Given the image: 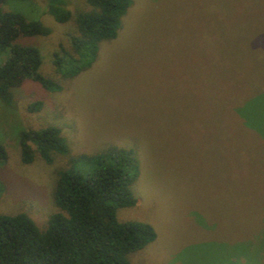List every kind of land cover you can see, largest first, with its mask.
I'll use <instances>...</instances> for the list:
<instances>
[{
	"label": "rangeland",
	"instance_id": "1",
	"mask_svg": "<svg viewBox=\"0 0 264 264\" xmlns=\"http://www.w3.org/2000/svg\"><path fill=\"white\" fill-rule=\"evenodd\" d=\"M4 8L46 31L17 40L38 49V74L58 88L27 78L0 101V213L23 211L43 229L58 210L57 172L74 155L119 147L138 169L135 201L115 218L154 231L129 264H264V0H131L116 36L73 76L51 62L68 47L71 19L55 21L45 0ZM45 126L59 129L66 151L21 163L18 132Z\"/></svg>",
	"mask_w": 264,
	"mask_h": 264
},
{
	"label": "trees",
	"instance_id": "2",
	"mask_svg": "<svg viewBox=\"0 0 264 264\" xmlns=\"http://www.w3.org/2000/svg\"><path fill=\"white\" fill-rule=\"evenodd\" d=\"M5 1L0 0V101L8 104L11 88L24 79L50 89L58 86L38 74V49L17 40L46 31L38 20L5 9ZM130 4L131 0H83V7L71 13L64 0H45V11L55 21L71 19L73 23L68 47L53 51L52 65L65 76L87 68L99 44L116 36ZM40 105L34 101L28 109ZM239 110L231 106L232 112L242 116ZM242 124L258 133L253 121ZM18 147L19 160L26 164L34 157L49 162L53 153H64L67 146L57 127L45 126L19 131ZM5 157L0 144V163ZM77 162L86 169H76ZM137 169L134 154L119 147L71 157L68 166L57 172L51 195L58 210L49 214L43 229L23 211L0 213V264H129L127 255L154 238L150 225L115 218L117 208L135 201L130 185Z\"/></svg>",
	"mask_w": 264,
	"mask_h": 264
}]
</instances>
